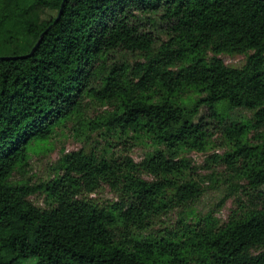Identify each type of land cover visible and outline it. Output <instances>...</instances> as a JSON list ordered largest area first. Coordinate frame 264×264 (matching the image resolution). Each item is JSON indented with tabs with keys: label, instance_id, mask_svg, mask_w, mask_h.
Instances as JSON below:
<instances>
[{
	"label": "trees",
	"instance_id": "1",
	"mask_svg": "<svg viewBox=\"0 0 264 264\" xmlns=\"http://www.w3.org/2000/svg\"><path fill=\"white\" fill-rule=\"evenodd\" d=\"M62 3L0 0V264H264V0H66L56 21ZM222 54L247 60L230 66ZM89 100L111 105L89 121L99 134L166 150L136 161L129 146L82 147L46 181L16 179L59 127L81 123ZM203 108L250 203L223 224L180 219L146 236L202 194L179 151L203 148ZM239 109L252 116H232ZM103 184L117 200L91 197Z\"/></svg>",
	"mask_w": 264,
	"mask_h": 264
},
{
	"label": "rangeland",
	"instance_id": "2",
	"mask_svg": "<svg viewBox=\"0 0 264 264\" xmlns=\"http://www.w3.org/2000/svg\"><path fill=\"white\" fill-rule=\"evenodd\" d=\"M221 57L227 65L235 67L244 65L247 60L246 54H222ZM131 58L135 59V57ZM110 107V104L89 100L81 123L78 122V119H75L67 125L59 127L48 142L42 144L39 150L31 152L27 170L25 172H17L14 177L28 180L30 183L46 181L53 176L55 163L64 153L78 150L82 147L87 150L96 149L102 153L106 152L109 149V144L112 143L117 144L114 147L117 154H126L125 148L129 146V149H131L129 154L136 161H142L157 149H165L154 145L145 137L136 140L124 138L128 142L119 143V141H123V138L112 134H99L100 131H95L91 125L89 126L91 119L109 110ZM200 116H204L205 121L210 124L209 135L204 142L203 148L192 149L185 147L179 153L180 158L186 159L190 166L187 170V176L200 184L202 194L196 201L174 207L168 214H163L155 219L144 231L143 234L146 236L160 234L166 226L174 225L180 219L190 222L211 215L213 219L223 224L228 220L230 213L237 208L239 200L247 204L250 203L251 195L247 193L248 189L242 188L247 183L246 180L241 179L221 159L230 149L229 142L218 131L219 129L216 131L214 124L216 122L209 117L208 108H203ZM232 116L249 118L252 113L245 109H239L235 110ZM84 121L86 126L83 123ZM145 177L153 179L151 175L145 174ZM91 197L100 202V204H108L113 200H117L118 194L109 185L103 184L99 191L91 194ZM31 200L41 208L50 207L52 204L45 193H37L31 196ZM34 263V260L27 262V264Z\"/></svg>",
	"mask_w": 264,
	"mask_h": 264
},
{
	"label": "water",
	"instance_id": "3",
	"mask_svg": "<svg viewBox=\"0 0 264 264\" xmlns=\"http://www.w3.org/2000/svg\"><path fill=\"white\" fill-rule=\"evenodd\" d=\"M65 1H66V0H63L62 6H61V9H60V12H59V15H58V18L56 19V21L61 17V14H62V11H63V7H64V5H65ZM46 32H47V30L41 34V37H40L39 41L37 42V44L35 45V47L33 48L32 52H33V51L36 49V47L41 43V41L43 40V37H44V35H45Z\"/></svg>",
	"mask_w": 264,
	"mask_h": 264
}]
</instances>
